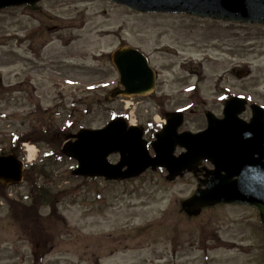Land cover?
Here are the masks:
<instances>
[{"label":"rangeland","instance_id":"rangeland-1","mask_svg":"<svg viewBox=\"0 0 264 264\" xmlns=\"http://www.w3.org/2000/svg\"><path fill=\"white\" fill-rule=\"evenodd\" d=\"M119 47L148 58L152 93L106 100L118 85L110 55ZM0 73V151L11 153L15 138L26 165L20 184L0 190V264H264L256 209L220 204L190 218L181 210L210 164L171 181L162 169L90 180L74 177L76 161L62 153L69 134L100 129L113 115L144 127L183 111L179 130L196 132L204 112L221 117L232 96L264 104V26L45 0L34 11H0ZM20 82L25 93L12 90ZM30 148L43 177L27 167ZM33 182L45 185L53 210L32 200Z\"/></svg>","mask_w":264,"mask_h":264},{"label":"water","instance_id":"water-1","mask_svg":"<svg viewBox=\"0 0 264 264\" xmlns=\"http://www.w3.org/2000/svg\"><path fill=\"white\" fill-rule=\"evenodd\" d=\"M41 0H0V10ZM142 13H178L246 24L264 25V0H110ZM119 76V87L109 93L131 98L146 96L154 89V72L139 51L122 47L111 55ZM239 73L237 77L243 76ZM243 99L226 100L222 118L205 112L207 127L198 133L182 132V113L167 115L166 125L151 143L154 156L149 155L143 130L129 127L123 118L111 120L102 129H80L70 135L64 153L77 161L72 174L76 177L104 178L122 181L132 179L148 168H164L167 179L173 180L184 171H193L201 162L213 169L205 173L204 189H198L182 202L188 215H197L201 208L215 204L254 207L264 226V113L252 108L249 124L239 119ZM176 147L184 149L174 155ZM117 154L119 161L111 164L108 156ZM22 180V163L15 155L0 156V184L11 186Z\"/></svg>","mask_w":264,"mask_h":264},{"label":"flooded vegetation","instance_id":"flooded-vegetation-1","mask_svg":"<svg viewBox=\"0 0 264 264\" xmlns=\"http://www.w3.org/2000/svg\"><path fill=\"white\" fill-rule=\"evenodd\" d=\"M44 34L46 35V33H48V31H50V28H48V27H45L44 28ZM36 35V34H35ZM41 38V37H40ZM39 38V39H40ZM250 73H247V74H245L244 75V77L245 76H248ZM25 83L26 82H24V83H16L15 84V86L13 87L14 88V90L17 92V93H25V91L24 90H22L24 87H25ZM243 102H244V110L242 111V113H241V119H242V121H244V122H249L250 121V118H251V107L253 106V105H258V106H260V107H262L263 109H264V104H258L256 101H252V102H250L247 98H245V97H243ZM263 99V98H262ZM36 110H38V109H36ZM45 112V114H47L48 113V111L47 110H44ZM34 112H30V111H28V113H27V115L29 116V117H31V115L33 114ZM46 130H45V133L44 134H47L48 133V128L46 127L45 128ZM161 129V126L158 128V127H152V128H148V131L147 132H154L153 134H155L157 131H159ZM61 134H63V133H61ZM147 137H150V133H147ZM198 188H201V186L200 185H198ZM197 188V189H198ZM190 218V217H189Z\"/></svg>","mask_w":264,"mask_h":264},{"label":"trees","instance_id":"trees-1","mask_svg":"<svg viewBox=\"0 0 264 264\" xmlns=\"http://www.w3.org/2000/svg\"><path fill=\"white\" fill-rule=\"evenodd\" d=\"M113 117H115V115H113ZM15 153H17V151H15ZM35 169V168H32ZM37 175H39V177H43L44 176V171H43V167L36 169ZM33 187H34V182L32 183ZM33 187L30 189V194H33L32 200L34 202L38 201L42 204L47 205L48 207H50L51 210H53V205L51 203V200L49 198V194L47 193V189H45L44 187H40L38 190L33 189ZM13 204V203H12ZM12 204L10 205V207L12 206Z\"/></svg>","mask_w":264,"mask_h":264},{"label":"bare ground","instance_id":"bare-ground-1","mask_svg":"<svg viewBox=\"0 0 264 264\" xmlns=\"http://www.w3.org/2000/svg\"><path fill=\"white\" fill-rule=\"evenodd\" d=\"M28 151H29V153H30V155H31V156L29 157V159H28V162H29V161L32 160V157H33L34 154H33V149H32V148H30Z\"/></svg>","mask_w":264,"mask_h":264}]
</instances>
